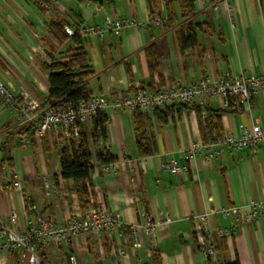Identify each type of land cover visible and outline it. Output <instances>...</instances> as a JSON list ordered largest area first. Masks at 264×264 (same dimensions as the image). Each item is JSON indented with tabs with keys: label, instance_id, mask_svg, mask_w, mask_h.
I'll use <instances>...</instances> for the list:
<instances>
[{
	"label": "crops",
	"instance_id": "0c3cea01",
	"mask_svg": "<svg viewBox=\"0 0 264 264\" xmlns=\"http://www.w3.org/2000/svg\"><path fill=\"white\" fill-rule=\"evenodd\" d=\"M58 1L62 8L55 7L56 18L74 27L102 24L107 16L142 21L148 13L160 12L171 17L165 27L132 24L119 34L81 35L91 71L85 80L90 95L110 99L127 89L154 90L177 81L191 84L206 76L264 74V0H232V35L221 4L217 10H206L197 0L188 15L174 0L168 4L163 0H99L103 11L95 15L85 0ZM188 28L194 42H182L181 34ZM37 30L43 35L44 55L31 53ZM75 47L70 37L62 43L51 38L36 4L0 0V79L7 86L16 89L22 84L38 100L46 101L48 72L42 65L53 58L64 59ZM222 101L215 96L203 104L169 106L158 115L142 113L151 151L144 155L137 147L134 111L107 108L105 137L93 134L91 119L84 127L85 144L92 154L91 191L82 198L73 181L60 175V145L54 137L19 146L20 128L0 97V146L5 129H10L5 151L0 149V162L20 185L13 188L0 178V212L17 210L24 227L28 195L53 222L64 221L70 212L83 216L91 206L127 224H139L146 213L155 219L167 213L171 219L159 224L153 250L142 229L139 246L131 245L126 236L85 232L62 246L41 243L39 251L48 264H264V217L233 221L234 216L221 212L264 201V145L226 153L213 162H206L201 154L185 156L193 144L209 139L210 122H218L221 133L240 135L254 124L264 131V90L247 109H226ZM202 112L210 120L203 119ZM104 148L118 167L116 173L105 174L101 169L96 154ZM5 157L11 159L12 168ZM169 157L185 171L164 169L162 164ZM203 214L215 238V254L208 258L196 244L195 222H204L195 217ZM233 222L231 234L219 235L218 229L229 228ZM27 260V252L0 248V264H27Z\"/></svg>",
	"mask_w": 264,
	"mask_h": 264
},
{
	"label": "built area",
	"instance_id": "2783aa9c",
	"mask_svg": "<svg viewBox=\"0 0 264 264\" xmlns=\"http://www.w3.org/2000/svg\"><path fill=\"white\" fill-rule=\"evenodd\" d=\"M36 4L42 11V23L48 25L52 19H56L55 7H61L58 0H27ZM171 0H163L168 4ZM184 11L186 1L194 4L197 0H174ZM206 10H217L219 4L224 8L228 20L230 34L234 28V5L232 0H200ZM85 5L91 6L95 15L103 11L99 0H85ZM62 8V7H61ZM64 8V7H63ZM170 15L163 13H148L142 21L130 17L111 18L105 17L102 24L71 26L63 25V30L68 35H74L76 31L82 36L96 35L102 37L105 32L111 31L119 34L127 26L141 24L151 27H165L170 23ZM33 36L37 39L36 44L31 46L32 54L44 55V48L41 42L42 33L38 30ZM5 73L10 75L6 68ZM19 88L7 86L0 79V97L3 103L15 116L16 127L22 129L18 138L19 146H26L32 139L41 140L48 135L54 137V142L61 145L64 141L75 139L79 136L80 124H87L92 118L104 113L107 108L112 110L128 109L140 110L154 113L156 110H164L169 106L190 104L197 102L205 103L209 98L221 97L223 107L226 109L249 108L251 101L257 98L260 91L264 90V74L236 75L225 74L218 77L206 76L191 84L173 82L164 87L149 90L146 87L127 89L120 95L112 96L110 99L102 95H92L87 100L68 102L65 105L40 101L32 92L22 84ZM202 118L206 113L202 112ZM10 129H5L3 143L0 149L6 146L7 134ZM264 145V131L259 124H254L251 129H243L240 135L234 133H221L214 127L211 128L210 137L205 142H196L188 151L186 157L191 158L195 154H201L206 162L216 161L226 153L230 154L245 149L258 148ZM164 169L173 173L184 172L185 167L181 166L173 157H169L163 164ZM105 174L116 173L118 170L114 162L102 165ZM0 178L13 188L20 187L19 182L8 176L5 167L0 164ZM89 192L91 188H88ZM25 204V226L19 223V212L10 210L7 214L0 212V248L18 250L28 253L27 264H48L41 256L39 245L41 243L62 246L73 238L85 233L92 232L100 235L106 232L118 237L126 236L128 242L133 246H139L140 240L138 231L142 229L149 246L153 250L156 243V232L160 223L171 221L167 213L161 214L162 219H155L149 213L143 214L139 224H127L111 212L90 207L85 215L80 216L76 212H70L62 222H53L41 210L40 206L31 196L26 195ZM223 214L234 216L233 221H250L264 217V201L248 202L238 207L224 208ZM202 218L204 224L199 223ZM195 235L197 247L204 258L212 257L215 254V238L207 221L206 214L195 217ZM235 223L226 229H218L219 235H229L234 230ZM123 253V250H119Z\"/></svg>",
	"mask_w": 264,
	"mask_h": 264
},
{
	"label": "trees",
	"instance_id": "16d2710c",
	"mask_svg": "<svg viewBox=\"0 0 264 264\" xmlns=\"http://www.w3.org/2000/svg\"><path fill=\"white\" fill-rule=\"evenodd\" d=\"M180 7V6H179ZM193 4L186 1V13L191 14ZM66 21L59 18L52 19L46 30L51 38L57 43H62L68 37H70L76 47L72 50H68L64 59L59 60L53 58L49 64H43L42 67L48 72V93L46 101L48 103H56L65 105L68 102H77L79 100H87L92 95L88 92L87 85L85 83L86 78L91 74L89 70V64L87 62L86 52L82 46L83 39L81 34L76 31L74 35H68L63 30V25ZM188 28L186 32H182V42L189 40L194 42V34ZM184 33V34H183ZM151 49V47H150ZM165 108L164 110H166ZM164 110H156L154 114H160ZM142 113H146L140 110H134V116L136 121V142L140 154H149L150 145L146 137V132L143 124ZM93 134L98 133L100 137H105V123L106 117L103 113L96 115L94 118ZM209 114L207 113V118ZM212 123V127L218 129L219 123ZM86 124H80L79 136L77 142L75 139H69L64 141L59 148L60 165H61V177L63 179H71L73 181L74 190L77 194L84 198L88 196V188H91V175L93 173L92 154L85 144V127ZM219 131V130H218ZM22 129H20V132ZM5 147L3 148V151ZM96 157L100 161V164L105 165L113 162V157L104 148L97 152ZM4 162H7L9 168H12L11 159L5 157ZM3 165V162H0ZM85 204V202H82Z\"/></svg>",
	"mask_w": 264,
	"mask_h": 264
}]
</instances>
